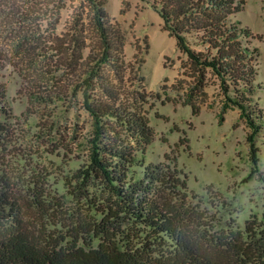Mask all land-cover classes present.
I'll return each mask as SVG.
<instances>
[{
  "label": "trees",
  "instance_id": "obj_1",
  "mask_svg": "<svg viewBox=\"0 0 264 264\" xmlns=\"http://www.w3.org/2000/svg\"><path fill=\"white\" fill-rule=\"evenodd\" d=\"M66 1L0 0V68L14 54L37 68L51 51L74 76L72 90L80 94L81 107L91 118L88 162L79 176L85 182L96 180L102 187L101 216L81 220L65 235L45 231L35 211L46 210L36 192L39 179L28 188L36 198L32 202L23 194L27 184L20 169L1 159L0 264L262 262L264 227L246 224L244 230L210 236V224L189 203L181 171L175 165L143 160L154 131L145 114L116 87L128 66L123 34L111 22L104 0H80L77 20L61 38L55 31ZM141 1L158 13L162 29L174 37L186 57L183 67L200 80L206 73L217 79L224 97L222 111L239 110L250 130L246 136L250 171L244 179L257 175L264 182L255 144L262 116L253 98L258 48L250 45L248 28L234 18L246 0ZM84 17L92 34H87ZM0 101L5 105L2 90ZM0 130L7 144L9 131L3 126ZM135 224L142 229L135 232ZM166 242L177 254L167 262L152 255V245Z\"/></svg>",
  "mask_w": 264,
  "mask_h": 264
},
{
  "label": "rangeland",
  "instance_id": "obj_2",
  "mask_svg": "<svg viewBox=\"0 0 264 264\" xmlns=\"http://www.w3.org/2000/svg\"><path fill=\"white\" fill-rule=\"evenodd\" d=\"M104 1L111 22L123 34L128 65L117 90L145 114L154 131L143 160L175 165L181 171L189 203L210 224V236L241 231L246 224L264 227V182L257 175L244 179L250 171L246 137L250 130L239 110L222 111L224 97L212 74L200 80L183 67L185 55L148 3ZM79 2L67 0L61 9L55 31L61 38L77 20ZM234 18L248 28L250 45L258 48L253 98L262 116L255 144L264 175V0H246ZM84 20L87 34H92ZM45 57L42 66L33 68L14 54L0 68V92L6 100L5 105L0 101V127L11 138L3 143L0 130V160L20 169L27 184L23 194L32 202L36 198L28 188L39 179L36 192L46 208L35 209L40 227L65 235L81 220L101 216L103 195L98 181L85 182L79 176L88 162L91 118L81 107L80 94L72 90L75 78L51 51ZM133 228L142 229L136 224ZM152 246V255L160 261L177 256L168 242ZM263 262L254 259L252 264Z\"/></svg>",
  "mask_w": 264,
  "mask_h": 264
}]
</instances>
